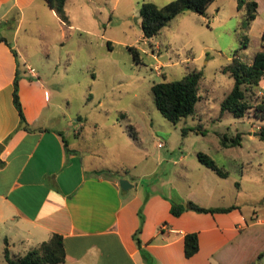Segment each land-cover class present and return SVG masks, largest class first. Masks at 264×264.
<instances>
[{
    "label": "rangeland",
    "instance_id": "374dc122",
    "mask_svg": "<svg viewBox=\"0 0 264 264\" xmlns=\"http://www.w3.org/2000/svg\"><path fill=\"white\" fill-rule=\"evenodd\" d=\"M169 1L65 0L63 21L45 0H34L21 9V18L17 8L11 9L3 34L17 49L20 65L39 72L48 91L40 120L49 119L47 126L63 131L87 168L114 170L137 183L142 195L152 190L179 202L189 184L195 188L196 178L210 184L217 179L199 164L196 154L203 152L228 172L226 186L240 181L243 171V183L256 203L264 195V140L251 135L258 131L252 126L263 122L253 117L252 109L242 117L220 112L234 84L224 67L233 56L249 63L264 51V0H255L256 17L248 28L246 2L238 7L239 0H213L205 14L184 10L156 35L144 37L141 4ZM131 46L139 51V63L128 50ZM192 71L202 74L199 99L191 115L172 123L157 109L151 86ZM259 91L260 83L246 91L252 105L262 96ZM238 132V144H221L222 137L229 144ZM10 224L0 223V264H6L5 248L10 256L21 248L5 239Z\"/></svg>",
    "mask_w": 264,
    "mask_h": 264
},
{
    "label": "crops",
    "instance_id": "0c3cea01",
    "mask_svg": "<svg viewBox=\"0 0 264 264\" xmlns=\"http://www.w3.org/2000/svg\"><path fill=\"white\" fill-rule=\"evenodd\" d=\"M9 1L0 0V37L5 39L0 41V223L11 222L10 237L5 239L21 246L15 254L58 233L65 249V260L58 264H264V255L259 257L264 251V195L251 202L243 171L233 187L223 181L228 172L222 177L213 171L217 175L213 184L196 178L195 188L189 184L179 202L152 190L142 195L137 183L114 170L87 168L63 131L47 126L49 119L40 120L48 91L39 72L29 73L27 64L20 65L17 49L3 34L11 9L17 8L21 18V9L34 0ZM51 12L56 15L52 8ZM16 74L29 129L19 126L13 103ZM252 127L258 131L251 136L259 137L261 126ZM120 179L132 187L120 188ZM188 200L203 207H233L226 212H196L184 206ZM172 202L183 204L185 210L173 215ZM140 209L138 245L133 234L140 225ZM192 232L197 233L198 250L186 257L184 236Z\"/></svg>",
    "mask_w": 264,
    "mask_h": 264
},
{
    "label": "trees",
    "instance_id": "16d2710c",
    "mask_svg": "<svg viewBox=\"0 0 264 264\" xmlns=\"http://www.w3.org/2000/svg\"><path fill=\"white\" fill-rule=\"evenodd\" d=\"M56 15L63 21L67 20L64 9L65 0H45ZM213 0H171L162 6H157L153 2H143L140 7L141 29L144 37L151 38L156 35L160 29L165 26L174 16L184 10H191L199 14H205L208 4ZM246 2L247 13L244 20L245 28H248L251 21L256 17L257 2L255 0H239L238 7ZM264 39V30L262 33ZM0 41H5L0 37ZM128 50L136 63H139V51L136 47H129ZM229 71L234 79L231 91L223 98L221 102V112L228 111L235 117H242L250 109L253 117L261 122L263 126L259 130V138L264 140V96L252 105L246 97V91L252 87L258 86L264 79V51H258L251 62H244L236 56H233L230 62L224 67ZM201 71H192L185 74L181 79L171 81H161L151 86L154 102L161 115L172 123H177L181 119L191 115L194 112L196 102L199 99L198 83L201 78ZM19 74H16L13 82V103L18 111L19 126L29 129L23 114L21 102L18 95ZM197 132L199 128H194ZM185 129H183V134ZM135 135V131H133ZM136 136V135H135ZM239 136L236 135L228 142L226 136L222 137L223 146L235 145L239 143ZM66 145V142L64 141ZM198 161L205 167L214 171L217 175L226 177L227 171L215 164L213 159L203 152H197ZM233 206L229 207H203L199 204L188 200L187 208L196 212H226ZM185 210L181 203L172 202L170 211L173 215L178 216ZM140 225L134 232L133 237L137 244L140 245L138 234L141 230L143 215L139 210ZM198 250L197 233H187L184 236V254L186 257L192 256ZM264 255V251L259 257ZM6 264H58L65 260V249L62 235L53 233L48 240L40 242L38 245L28 249L22 254L10 256L8 248L4 250Z\"/></svg>",
    "mask_w": 264,
    "mask_h": 264
},
{
    "label": "built area",
    "instance_id": "2783aa9c",
    "mask_svg": "<svg viewBox=\"0 0 264 264\" xmlns=\"http://www.w3.org/2000/svg\"><path fill=\"white\" fill-rule=\"evenodd\" d=\"M27 68V70L29 71V73H33L34 74V68L33 67H31V66H27L26 67ZM260 94L262 95V96H264V79L261 81V83H260ZM259 128V127H258ZM158 146H162V143H158Z\"/></svg>",
    "mask_w": 264,
    "mask_h": 264
},
{
    "label": "water",
    "instance_id": "95a60500",
    "mask_svg": "<svg viewBox=\"0 0 264 264\" xmlns=\"http://www.w3.org/2000/svg\"><path fill=\"white\" fill-rule=\"evenodd\" d=\"M119 186L122 189H128L132 187V184L127 179H120L119 180ZM185 207H187V204H184Z\"/></svg>",
    "mask_w": 264,
    "mask_h": 264
}]
</instances>
